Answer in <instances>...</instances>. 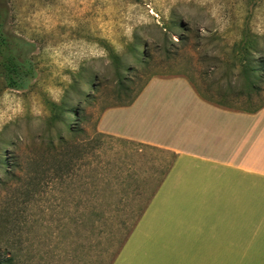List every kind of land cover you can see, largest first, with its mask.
<instances>
[{
  "label": "rangeland",
  "instance_id": "374dc122",
  "mask_svg": "<svg viewBox=\"0 0 264 264\" xmlns=\"http://www.w3.org/2000/svg\"><path fill=\"white\" fill-rule=\"evenodd\" d=\"M0 2L37 68L25 89L0 82V264H111L172 156L99 133V117L155 78H185L222 107L263 106L264 0ZM243 185L210 210L264 226V177Z\"/></svg>",
  "mask_w": 264,
  "mask_h": 264
},
{
  "label": "crops",
  "instance_id": "0c3cea01",
  "mask_svg": "<svg viewBox=\"0 0 264 264\" xmlns=\"http://www.w3.org/2000/svg\"><path fill=\"white\" fill-rule=\"evenodd\" d=\"M97 130L172 156L111 264H264V226L210 210L235 204L247 176L264 177V107L224 108L185 78H155L131 104L105 109Z\"/></svg>",
  "mask_w": 264,
  "mask_h": 264
},
{
  "label": "trees",
  "instance_id": "16d2710c",
  "mask_svg": "<svg viewBox=\"0 0 264 264\" xmlns=\"http://www.w3.org/2000/svg\"><path fill=\"white\" fill-rule=\"evenodd\" d=\"M7 22L8 10L4 4L0 2V82H3L7 88L22 90L27 88L30 82L37 76L36 64L32 58V54L36 47L25 38L8 31ZM180 40L181 38L178 39V42H180ZM241 67L246 72V77L248 78L252 89H256L257 85L255 79L257 77L256 73L259 70L256 67L245 63L241 65ZM260 71L263 70L261 69ZM202 97L209 102L215 103L210 98ZM262 107H264V105L254 110H239L231 107L227 108L238 111L256 112Z\"/></svg>",
  "mask_w": 264,
  "mask_h": 264
}]
</instances>
